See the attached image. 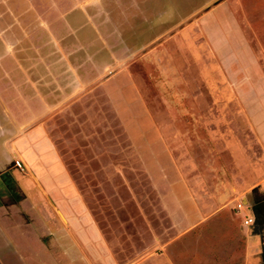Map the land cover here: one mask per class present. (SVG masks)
<instances>
[{
	"label": "rangeland",
	"instance_id": "rangeland-1",
	"mask_svg": "<svg viewBox=\"0 0 264 264\" xmlns=\"http://www.w3.org/2000/svg\"><path fill=\"white\" fill-rule=\"evenodd\" d=\"M56 1L0 0V19H45L44 6ZM93 2L115 59L100 48L97 60H72L62 73L58 59L16 57L30 49L17 48L27 38L12 25L0 33V86L7 81L17 97L55 96L19 121L0 102V264L85 260L66 243L62 211L73 212L76 200L115 264L145 256L159 264L160 246L192 212L167 261L239 264L241 232L264 230V0ZM55 13L62 22L66 12ZM35 129L54 148L55 156L45 146L50 166H31L15 150ZM238 202L249 205L252 224H241ZM81 249L90 264L100 261Z\"/></svg>",
	"mask_w": 264,
	"mask_h": 264
},
{
	"label": "crops",
	"instance_id": "crops-1",
	"mask_svg": "<svg viewBox=\"0 0 264 264\" xmlns=\"http://www.w3.org/2000/svg\"><path fill=\"white\" fill-rule=\"evenodd\" d=\"M78 1L57 0L55 3H52V5L47 7L44 3V7L46 8L45 10L48 12V14L45 16V19H39V16L35 18L33 14H31V19H27L26 21L11 18L9 19L8 23H6L5 20L0 19V27L2 28L0 33L2 32V36L4 34V36L7 37V29L12 25L11 32H13L12 34L14 36H23L22 39L27 38L25 40L23 39L22 45L20 44V46L17 48H20V51L24 50V48L30 49L28 51L24 50V53L20 52L18 55H16V52L9 54L8 51L11 49V43H9V47L6 44L7 41L2 40V38L1 42H5V54L10 55L11 57H15L16 55L18 58H41L46 60L58 59L62 62V67L64 68L62 73L66 71V68L71 69V67H76L77 62L71 63L72 60H97L98 58H96V54L100 48V50H104L107 53L110 60L115 59L113 54H117V50H115L114 46L111 44L112 42H115L113 35L109 34V30H103V27L105 26H100L98 24L97 14L94 13V11L98 9V4L96 2L91 3L92 0L89 2L84 0L82 2L79 1L80 3H77ZM34 4L39 5L40 3L34 2ZM32 9L38 14L42 10V7L40 6L35 8L32 6ZM55 11L66 12L62 22L52 20L56 16ZM41 16H43V14ZM3 22L6 24L4 25ZM27 22L31 24L28 34L27 31L22 30L24 29V26ZM21 33H24L25 35H21ZM26 45L29 47H26ZM23 46L24 48H22ZM27 53L30 55H26ZM87 79L88 78L85 74L83 81H87ZM3 82L5 85L0 86V92L5 94H0V102L3 106L10 108L9 115L10 117L12 116L15 118L16 121L28 120V118L30 119V116L39 114L44 110L45 106H50L51 103L54 102L55 96L52 99H45V101L36 97H17L14 94V90L7 86V81ZM66 95L67 92L64 90L63 96L65 97ZM53 105L56 104L54 103ZM32 136L42 139V141L35 143L36 140L35 138L33 139ZM19 137L21 139L27 140L19 147L15 146V150L19 156L29 161L31 166H50L46 160V162L43 163L45 157L44 154L47 151L45 146L50 147L49 153H51V155L55 156V152L53 146H51L50 140L43 132L37 134L36 129L30 130L22 133L19 135ZM30 138H32V140H30ZM40 155L42 160L40 159ZM44 177L47 176L45 175ZM76 199L80 200L79 198ZM261 199H264V196L258 201ZM246 203H249L248 199L246 200ZM76 205L73 206V212H69L67 210L62 211L66 219V243L75 245L73 247H77L76 249H78L80 257L84 258L85 260H76L72 263L70 260L66 259V264H90L87 261L85 255L81 254V248H92L95 251L96 257H98L100 261L98 262L96 260L94 264H115L109 256L111 252L109 249L110 242L106 235L100 233L95 222H93L91 219V214L87 207L81 201L77 200ZM249 208V205L246 204L242 205V208L236 211V215L241 217L242 225L244 215H250ZM195 215L196 214L192 212L186 219H184L179 227H176L174 230L176 232V237L166 241V243H163L160 246L163 251L159 256V264H172L171 261H167L169 260L168 257L170 254L173 255L174 250L175 253L179 250V242L182 241V236L179 234L177 235L178 229L196 220L197 216ZM253 222L254 220L252 223ZM256 229L257 228H252V230H244L241 232L245 238L244 254L239 264H264V258L260 255V253L263 251L260 244H262L264 241V230H260L258 228V231ZM240 231L241 229H239V232ZM76 232L79 233L77 234ZM73 233L77 234L76 241L74 236H72ZM78 242H80L82 246L79 245ZM172 243L174 244L171 247ZM221 250L224 252V249ZM127 264H151V260L145 256L144 258L132 260ZM175 264H177L176 261Z\"/></svg>",
	"mask_w": 264,
	"mask_h": 264
},
{
	"label": "built area",
	"instance_id": "built-area-1",
	"mask_svg": "<svg viewBox=\"0 0 264 264\" xmlns=\"http://www.w3.org/2000/svg\"><path fill=\"white\" fill-rule=\"evenodd\" d=\"M15 165L21 168L20 162L18 160L15 161ZM236 211L242 208L241 202H238L235 206ZM253 221V218L250 215H244L243 225H249Z\"/></svg>",
	"mask_w": 264,
	"mask_h": 264
}]
</instances>
